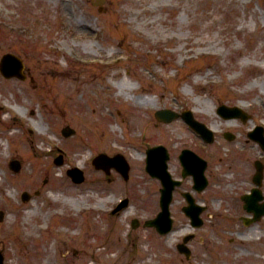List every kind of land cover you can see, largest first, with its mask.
I'll list each match as a JSON object with an SVG mask.
<instances>
[{
  "label": "rangeland",
  "instance_id": "rangeland-1",
  "mask_svg": "<svg viewBox=\"0 0 264 264\" xmlns=\"http://www.w3.org/2000/svg\"><path fill=\"white\" fill-rule=\"evenodd\" d=\"M7 1L20 2V0ZM67 1V7L70 5L73 8L75 20L81 21L78 24L81 23L86 26L87 22L92 23L95 21L92 16L93 13L91 12V14L89 11L90 9L94 12L96 10L95 13L101 14V22L98 21L100 25L96 26L98 27L96 31H101L100 39H92L89 33L85 31L86 37H84L88 39L85 40L84 38L83 41H80L77 45L72 44V46H77L80 52L93 56L95 54H91L90 52L92 51L105 52L102 48V45H105L107 49H110L106 55L116 54L124 50L137 55L140 59L136 62L121 61L119 64L109 67H100L90 63L88 65L86 63L79 64L75 60L72 50L65 49L67 51L63 54V52H53L49 48L51 42L49 37L52 39L53 36L58 34V26L53 27L52 31L45 35V39L31 41L27 44L26 59L32 66L30 71L35 77V81L21 82L13 88L9 87L8 84L2 83L1 86L6 91L2 94V97L12 102L16 101L36 107L38 102L35 100V96H38L39 93L43 94L41 95L42 101H49V103L50 97L57 94L54 109L50 104L44 108H40L38 105L36 107V117L40 119L42 116L44 122L48 125L59 116L65 117L64 120L66 121L64 123L59 118L63 126L68 121H71L70 126L76 128L77 133L72 138L69 137L68 140L75 144L77 150L75 154L78 158L86 156V182L82 183V185L73 184L68 179V185L61 187L65 192H69L68 189L71 188V185L76 190L81 189L82 196H80L85 201L83 203L86 206L92 205V208L95 207V204L98 206L95 208L96 212L84 214L80 213V208H75L63 202L57 208L60 211H62V207L65 208L66 212L72 211L69 214H64L63 219H60L62 217L58 218L59 224H57V228H64V224L73 223L71 221L74 220L81 222L82 217L93 215L90 219L94 221V224H84L88 233L86 234L85 229H82L81 234L86 238L83 243L70 244L68 239L58 247L56 244H52L56 240L54 234L47 240H42L38 245L22 244L20 236H23L30 223L36 226L37 234L40 238H43L50 234L52 222L55 220L52 215L49 218H45L43 208H46L50 190L59 183L51 180L47 174L41 175L40 178L31 184L33 186L26 187L28 189L39 184L43 185L42 193L39 196H35V188L31 191L33 197L35 196L32 203L33 206L36 200V214L31 216L30 219H25L26 212L23 211L27 209L26 206L28 205L24 203L19 207L16 204L20 209L11 215L8 212H4V219L0 221V251L5 256V263L64 264L67 262V264H91L94 261L92 258H96V262L93 264H208L204 258L199 256V251L196 249L200 248L198 244L203 242L200 239L203 234L205 235L203 231L209 228V224L212 225L209 222L201 228L202 231L199 238L193 242V257L191 261L186 260L177 251L176 244L179 239L177 236L174 240H171L168 236L161 237L155 232V229L147 228L143 222L137 229L133 228L131 223L134 216L139 218L142 216L147 217L159 209L158 196L160 186L157 180L150 178L144 171L141 166L143 160L134 159V153L145 150V140H154L152 139L153 137H146L145 135V129L149 127L148 125L155 127V123L152 124L151 120L158 122L153 113L161 107L180 108L185 106L184 98H187L188 101L191 99V104L203 111L198 117L209 118L211 122H213V117L216 115L214 108L221 103H232L235 101L252 102L253 106L250 109H255L259 115L264 114V95L262 93L264 89V69L248 71L247 67L242 66L247 56H257L259 59L264 60L262 59L264 57V5L261 4L260 0H208L211 2L207 5L204 0H106L103 5L104 8L102 7L101 10L100 7L93 8L92 0ZM29 3L35 4L36 0H29ZM45 3L50 7V11L48 9L44 11L55 15L57 10L64 16L66 15L64 0H54V2L46 0ZM41 12L35 14L33 19L38 18ZM33 21L32 24L34 25ZM35 24L39 25L36 21ZM103 29L105 30L103 31ZM3 39V30L0 28V54L4 50ZM164 41L167 42L164 43ZM53 42L55 46L56 41ZM70 42L72 43L73 41L71 40ZM165 44H168V48H165ZM201 49L211 51L214 57L200 56L199 51ZM188 51L191 52L187 54ZM191 53H195L193 59L183 60L186 55L182 54L190 55ZM48 59L50 60L47 62ZM152 66L157 70L161 69V71L162 69H171L170 71L177 72V75L176 77L173 75L163 82L155 80V77L157 79L160 77L151 75L150 68ZM160 74L161 72L159 71ZM125 76L132 80L133 84L138 83L140 85L139 88L133 85L132 91L136 97L145 96L144 99L146 100L149 95L151 99L148 102L149 104H139L131 98L132 96L127 97L126 95L118 96V99L123 101L122 104H119L114 93L109 96L110 85L113 88L111 90L116 92L118 90L113 81L115 79L118 81L120 78L122 81ZM221 77H223V80ZM232 78L233 81H231ZM255 79H258L260 84L251 87L254 91L252 96L246 98L236 94L241 89L245 93L246 87ZM208 80H210V83L207 82ZM67 84L68 86H66ZM145 87H147L148 92L143 90ZM100 90L107 95L103 98L105 99L106 107L103 106L99 114H106V118L111 119L112 125L117 126L116 131L109 132L107 125L105 127L100 122L93 124V126L100 128L98 133L104 134V138L107 135L113 138L110 141L105 139V142L101 144L99 142L100 137L98 138L96 135L91 134V128H88L89 126L87 127L85 124V122L87 124L89 122L83 120L89 116H94L98 112V105L101 100L99 96ZM242 97L247 100L242 99ZM108 101L112 104H109ZM62 106L64 108L58 114L57 108ZM257 114L254 115L255 118ZM132 116L134 120L127 131L124 125L130 121ZM136 116H139V118ZM141 118L144 120L142 123ZM180 121L158 123L163 128L164 138L170 140V137H174L175 140L182 141L184 138L189 137L191 142H194V145L195 143L198 144L194 140L196 136L194 134L191 135L187 131L186 124ZM239 123L241 125L239 129H230L236 135L233 141L226 143L219 136L213 142L212 148L209 146L207 149L210 153L217 155L214 165L219 164L218 157H224L223 153L226 155L227 151L230 150L234 154L238 153L240 147L245 150L243 153L239 152L240 157H243L244 163L250 160L249 158L253 156V153L262 152L260 147L246 136L245 127H250L253 124V120L251 119L244 124ZM118 124H121L124 128L123 132L118 129L120 127ZM22 126L23 128L19 129V135L22 136L20 141H25L28 146L24 136L26 127ZM137 126L138 129L136 128ZM11 127L16 126L11 125ZM14 129L18 130L17 127ZM59 137L61 138L60 134ZM79 141L81 143L77 145ZM124 142L132 145L130 148L126 147V156L136 164L131 172L132 178L128 181H124L118 173L114 175L115 177H112V181H108L104 172L97 170L92 164L86 163L89 157H93L99 152L114 153L115 148L112 143L120 144ZM218 142L223 144L218 145ZM62 143L70 152H74L67 145L64 138H62ZM167 144L171 148L172 144L170 141H167ZM4 147L0 143V150L5 149ZM78 148H80V152ZM18 152L17 148L11 143L7 153L14 154ZM46 160H49V157L42 158L43 162ZM171 163L179 174L180 165L177 159H173ZM231 165L230 172L232 170L233 173L237 174L238 171L233 161H231ZM25 166L26 171L30 172L32 170V166L24 160ZM249 169L251 171V166L246 164L243 180L235 181L232 179L230 184H234L235 187L231 191L232 195L235 194L234 191L245 189V183L248 185ZM57 170L59 169L57 168ZM41 173H43V169ZM45 178H48V181ZM212 179L214 180L212 188L223 182V180L218 178ZM62 183L64 182L62 181ZM190 185L191 183H186L185 187L189 188ZM126 190H128L131 197V204L121 215L115 214L111 216L108 208L113 206L111 204H113L114 200L116 201L123 197L124 194H127ZM44 195L45 197H43ZM208 195L206 191L199 194L198 198L203 199V197H206L211 206L214 195ZM16 198H20L18 194ZM14 201L15 203L18 202L17 199ZM183 203L184 201L177 202L175 207H173L174 213L179 216L178 222L180 224L177 229L186 223V219L180 212ZM0 207L5 208L3 205ZM48 210L50 212L53 211L49 207ZM128 210L129 213L127 212ZM75 213L78 214L76 215ZM8 221L9 223L10 221L12 222L13 231L6 229L9 225L6 224ZM262 222L264 228V219ZM40 225L44 228L39 230L38 226ZM219 226H224V223L219 224ZM16 227L20 228V235L15 232ZM68 234L70 235L71 232ZM224 234L227 235L226 233ZM107 235H110V240H107ZM12 236L17 238L14 239ZM207 236H209V232L206 233L205 237ZM229 236L227 235V237ZM227 237L224 242L228 241ZM95 239L98 240V243H94ZM16 243L20 244L16 245ZM104 244L110 250L100 256L99 247H103ZM149 248L150 251L148 252ZM226 251L235 256L240 252L236 246L227 247ZM227 255L229 256L228 261L222 257H215L211 260L215 264H235L236 260L232 259L229 254ZM216 258L221 259L218 261ZM238 260L240 261L239 264H249V259H245V257Z\"/></svg>",
  "mask_w": 264,
  "mask_h": 264
},
{
  "label": "bare ground",
  "instance_id": "bare-ground-1",
  "mask_svg": "<svg viewBox=\"0 0 264 264\" xmlns=\"http://www.w3.org/2000/svg\"><path fill=\"white\" fill-rule=\"evenodd\" d=\"M67 10V7H65V12L66 13H68V11H66ZM79 29L81 30V31H83V29H84V26H79ZM255 83H257V82H255ZM120 84L122 85V86H127V87H125V89L127 90V91H129V92H132V89L134 88V84L132 83V82H130V81H128L127 80V82H126V80H124V81H121L120 82ZM0 164L3 166V164H4V158H1V160H0ZM0 193L2 194V197L0 198V204H2L3 203V201H5L6 199L7 200H9V196H8V193L6 192V190H5V188H2L1 187V185H0ZM55 199H58V197L57 196H55L54 197ZM65 201H69V198H63ZM80 203V201H78V204ZM31 214V213H30ZM258 228H260V227H254V228H252L251 230H250V233L252 234V235H260L261 236V231L260 230H258ZM6 229H8V230H10V228L9 227H7Z\"/></svg>",
  "mask_w": 264,
  "mask_h": 264
}]
</instances>
